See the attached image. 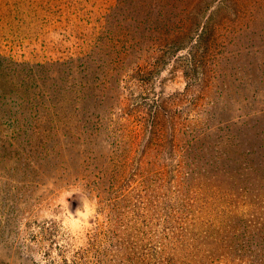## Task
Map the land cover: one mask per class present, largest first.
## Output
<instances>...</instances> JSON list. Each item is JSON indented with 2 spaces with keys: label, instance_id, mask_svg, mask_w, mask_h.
<instances>
[{
  "label": "rangeland",
  "instance_id": "rangeland-1",
  "mask_svg": "<svg viewBox=\"0 0 264 264\" xmlns=\"http://www.w3.org/2000/svg\"><path fill=\"white\" fill-rule=\"evenodd\" d=\"M24 91L35 103L21 106ZM159 95L183 123L208 108L212 122L264 133V0H0L11 114L0 126V264H37L47 223L86 245L101 217L98 178L120 169L129 185L159 184L148 117L135 111Z\"/></svg>",
  "mask_w": 264,
  "mask_h": 264
},
{
  "label": "trees",
  "instance_id": "trees-1",
  "mask_svg": "<svg viewBox=\"0 0 264 264\" xmlns=\"http://www.w3.org/2000/svg\"><path fill=\"white\" fill-rule=\"evenodd\" d=\"M198 36L190 41L192 49ZM33 96L21 92L18 102L35 103ZM167 104L159 95L135 110L148 117L140 122L163 165L159 184L129 185V173L120 169L108 183L98 178L101 217L87 244L75 247L55 223L40 225L34 235L42 249L37 264H264L263 131L246 122H212L208 108L183 123L182 107ZM8 106L0 98V126L11 117ZM16 122H23L21 132L31 128L25 120ZM243 128L248 138L240 135ZM240 138L259 151L241 152Z\"/></svg>",
  "mask_w": 264,
  "mask_h": 264
}]
</instances>
